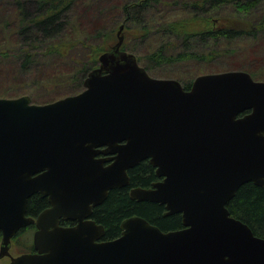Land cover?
<instances>
[{"label":"water","instance_id":"obj_1","mask_svg":"<svg viewBox=\"0 0 264 264\" xmlns=\"http://www.w3.org/2000/svg\"><path fill=\"white\" fill-rule=\"evenodd\" d=\"M119 41L84 89L47 103L0 97V259L10 264H264V237L231 214L246 182L264 186V80L245 70L198 75L190 89L151 75ZM148 159L159 178L132 198L181 213L163 231L142 216L104 239L93 218L129 169ZM39 193L50 206L27 215ZM62 220H75L64 226ZM34 223L35 251L13 255L12 238Z\"/></svg>","mask_w":264,"mask_h":264},{"label":"trees","instance_id":"obj_2","mask_svg":"<svg viewBox=\"0 0 264 264\" xmlns=\"http://www.w3.org/2000/svg\"><path fill=\"white\" fill-rule=\"evenodd\" d=\"M78 1L7 2L12 9L0 12V68L16 64L11 73L12 83L23 81L18 76L23 71L43 66L37 70L41 81L47 82L48 85L70 81L76 84L77 93L82 91L85 79L99 65V57L104 52L111 51L119 41L118 31L122 24L124 40L121 49L133 53L151 75L155 68L166 64L187 60L212 62L226 56L230 52V49L223 45L226 40L243 35L253 39L264 36V0H135L122 5L127 26L124 21L112 28L102 26L104 32L99 36H88V39L93 40L91 42L68 31L71 25L76 28L69 15ZM3 2L4 0H0V5ZM230 4L243 19L229 20L231 24H228L215 15ZM158 5H162L161 9ZM167 6L182 9L183 14L167 17ZM150 9L164 14L158 20L150 21L145 18ZM144 18L148 23L137 26L138 34L133 37V34L128 32L132 28V22L143 23ZM152 25L157 31L154 33L156 35L150 36L151 48L146 53L139 54L136 48L130 47V41L147 37L154 27ZM99 39L103 40L96 44ZM78 44H82L81 50H77ZM62 75L65 77H61ZM180 81L186 89H190L194 80ZM51 101L33 100L40 104ZM155 170L148 159L141 161L128 171L130 184L111 189L105 201L94 208L92 218L105 226L104 239H114L121 235L122 221L135 215L142 216L163 231L183 227L181 213L166 215L165 204L137 200L130 195L133 187H149L158 180ZM47 203V197H42L39 193L33 194L29 198V214H36ZM228 208L233 216L247 223L256 235L264 237V186L253 181L246 182L229 201ZM1 238L0 232V243ZM25 245L27 250L32 251L31 243Z\"/></svg>","mask_w":264,"mask_h":264},{"label":"rangeland","instance_id":"obj_3","mask_svg":"<svg viewBox=\"0 0 264 264\" xmlns=\"http://www.w3.org/2000/svg\"><path fill=\"white\" fill-rule=\"evenodd\" d=\"M127 1L135 0H79L77 4L74 5L69 15L76 28L74 25H71L68 30L69 33L75 34L83 40L85 39L93 42V40L88 39V36H99L100 33L104 32L102 26L112 28L114 25H119L123 21L125 26H127V22L124 19L125 15L122 10V5L127 3ZM7 2H9V0H4L3 4L0 5V12L4 13L8 9H12ZM161 7L162 5H158L159 9H161ZM167 8V17L183 14L182 9L179 10L171 6H167ZM223 8L224 9L215 16L220 17L224 22L231 24L229 20L243 19L241 18L242 15L233 9V5L230 4ZM163 14L164 12L156 13L155 9H150L145 18L154 21L158 20ZM145 18L143 23L139 21L132 22V28H130L128 32L133 34V37H136L138 34L137 26L148 23ZM156 31L154 26L151 29V33L144 39L138 38V40L130 41V47L133 46L136 48L139 54L146 53L148 49L151 48L150 36L156 35L154 34ZM102 40L103 39L97 40L96 44H100ZM81 45L78 44L77 50L82 49ZM223 45L228 47L230 52L226 54V56L212 62L196 60L178 61L158 67L157 69L155 68V70L152 71V75L155 77H173L182 81H189L194 80L197 75L202 73L240 69L250 71L258 80H264V36L253 39L250 36L243 35L235 39L226 40L223 42ZM15 67L16 64L0 68V96L14 97L22 94H29L32 100L42 102L77 93L78 89L76 88V84L70 81H59L58 85H48L47 82L41 81L38 77L40 74L37 70L43 66H37L31 71H23V73L18 74L23 81L14 84L10 80L12 69ZM61 77H65V75ZM42 78H45V76H42ZM32 236L33 231L29 234L27 231L25 235L17 236L13 240L11 252L18 254L20 251L25 250V244H29L28 237L32 243ZM0 264H10V258L4 257L0 259Z\"/></svg>","mask_w":264,"mask_h":264},{"label":"flooded vegetation","instance_id":"obj_4","mask_svg":"<svg viewBox=\"0 0 264 264\" xmlns=\"http://www.w3.org/2000/svg\"><path fill=\"white\" fill-rule=\"evenodd\" d=\"M47 200H48V198H47ZM28 204H29V202H28ZM49 206H50V203H49V201H48L47 205H46L44 208H42L41 210H39V212H37L36 214H29V212H28V210H27V215H28V216H34V217H36V216H37L42 210H44L45 208H47V207H49ZM27 209H28V208H27ZM76 223H77V221H75V220H62V221L60 222V224H61V225H64V226H73V225H75ZM27 231H28V234L31 233V232L33 231L32 243L30 242V238L28 237L29 243H31L32 246H33V247H32V251H29V250L25 249V250L20 251V253H18V254H14V253L11 252L13 255H19V254L24 253V252H33V251H35V249H34V244H33V237H34V233H35V231H36V225H35L34 223L22 227V228L16 233V235L12 238L10 251H11V248H12L13 240H14V239H15L20 233H21V235H25V232H27ZM0 232H1V230H0ZM1 236H2V232H1ZM1 239H2V238H1ZM0 244H1V243H0ZM6 257H8V256H6Z\"/></svg>","mask_w":264,"mask_h":264}]
</instances>
